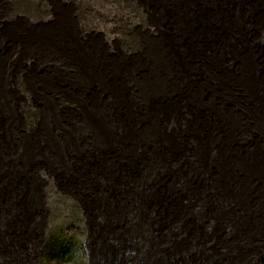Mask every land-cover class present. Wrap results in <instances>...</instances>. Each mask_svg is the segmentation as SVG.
I'll return each mask as SVG.
<instances>
[{"label": "rangeland", "instance_id": "rangeland-1", "mask_svg": "<svg viewBox=\"0 0 264 264\" xmlns=\"http://www.w3.org/2000/svg\"><path fill=\"white\" fill-rule=\"evenodd\" d=\"M51 1L0 0L2 17L13 9L21 32L44 25ZM61 1L67 21L103 37L121 62L111 92L126 123L98 131V163L117 144L103 175L130 185L136 206L96 202L88 222L50 185L38 234L78 249L61 264H264V0ZM23 108L29 129L35 108L32 118Z\"/></svg>", "mask_w": 264, "mask_h": 264}, {"label": "crops", "instance_id": "crops-1", "mask_svg": "<svg viewBox=\"0 0 264 264\" xmlns=\"http://www.w3.org/2000/svg\"><path fill=\"white\" fill-rule=\"evenodd\" d=\"M50 6L51 22L24 26L21 32L17 23L23 19L16 22L11 8L12 16L4 19L0 2V264H61L78 252L57 233L38 234L46 226L50 185L64 203L78 206L88 222L96 202L102 207L124 202L130 210L131 186L115 181L114 187L111 177L103 175L105 167L113 174L117 144L106 149V157L114 150L108 163H98L103 155L98 131L104 124L110 129L113 122L117 128L126 123L125 113L121 115L125 107L111 92L114 69L121 62L103 37L84 33L72 18L67 21L70 12L61 0H52ZM32 34L45 39L42 45H29ZM30 47L37 49L27 61ZM16 81L22 82L35 108V124L29 129L23 107L29 118L32 107L26 101L20 106L23 96ZM89 138L98 142L92 147L96 150L88 148Z\"/></svg>", "mask_w": 264, "mask_h": 264}]
</instances>
